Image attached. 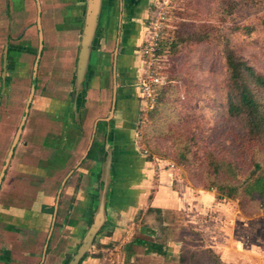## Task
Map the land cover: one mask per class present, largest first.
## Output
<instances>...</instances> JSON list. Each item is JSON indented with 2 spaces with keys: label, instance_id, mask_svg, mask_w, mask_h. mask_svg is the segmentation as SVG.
<instances>
[{
  "label": "rangeland",
  "instance_id": "rangeland-1",
  "mask_svg": "<svg viewBox=\"0 0 264 264\" xmlns=\"http://www.w3.org/2000/svg\"><path fill=\"white\" fill-rule=\"evenodd\" d=\"M40 2L44 49L35 95L19 144L24 134V141L31 142L34 129L39 133L45 119L63 120L61 105L53 106L52 111H57L59 116L49 114L46 107L50 99L52 102L68 100L71 109L77 104L79 115L70 118L72 124L78 120L79 125L74 128L77 132L82 130L81 117L90 123L95 119H108L113 102L112 72H108V77L97 72L93 87L85 81L82 90L77 91L76 69L82 33L77 37L74 27L79 26L64 22L72 14L64 5L58 6L59 0H49L50 6L48 0ZM37 16L36 0H0V173L31 94L39 52ZM145 24V41L153 37L154 45L148 55L144 54L146 44L136 49L139 62L130 79L131 86L137 88L139 103L133 125L139 153L153 165L157 164L158 169H174L176 190L179 185L190 188L191 198L197 196L198 191L211 192L216 198L222 195L224 198L218 201L227 208L224 216L229 215L228 228L235 247L239 246L237 240L242 239L247 251L258 244L264 245V202L243 193L244 181L253 170L256 174L264 173V140H251L245 122L229 117L223 109L229 91L226 56L230 51L264 75V0H156ZM201 28H210L209 39L201 43L188 40ZM73 40L78 44L67 45ZM6 49L8 59L4 68ZM11 62H16L15 68ZM157 78L160 83L155 81ZM3 87H7L5 94ZM52 128L50 134L53 136L71 129L70 126ZM53 141L57 144L58 140L53 138L52 143L47 144L52 146ZM52 158L53 162L58 159L51 157L49 160ZM257 165L260 170L256 169ZM62 167L61 173L53 175L52 189L46 193L51 203L57 193L62 192L59 187L67 178V173H62L65 166ZM215 169L219 172L215 173ZM33 182L37 183L36 177ZM33 186L36 190L40 188L39 184ZM217 186H239L240 190L229 196V189L219 192ZM180 195L185 201L183 210L164 214L139 210V218L124 226L125 236L131 231L130 241L145 239L140 229L157 224L167 232L164 236L183 239L185 257L181 264H223L220 255L207 248L211 245L209 240L202 237L213 231L211 221L219 215L215 206L196 203L197 206L189 203L183 193ZM106 197H111L110 189ZM14 198L19 199L15 194ZM105 207L110 208L111 217L119 213L113 212L107 203ZM63 221L62 218L61 247L65 248L59 253L67 250L68 243L73 241L65 233L69 230H66L67 221L64 227ZM103 235L95 238L92 247L101 245ZM127 243L121 239L115 247H111V242L104 245L105 249L99 251L101 264H112L113 258L122 255ZM77 249L73 246L71 259ZM91 254L92 249L86 255ZM231 258L234 263L239 257L232 255ZM248 259L254 264L255 258ZM120 260L129 263L127 258Z\"/></svg>",
  "mask_w": 264,
  "mask_h": 264
},
{
  "label": "crops",
  "instance_id": "crops-1",
  "mask_svg": "<svg viewBox=\"0 0 264 264\" xmlns=\"http://www.w3.org/2000/svg\"><path fill=\"white\" fill-rule=\"evenodd\" d=\"M59 1L58 6L64 5L72 14L64 22L79 26L74 27L78 37L83 30L87 0ZM155 1L102 0L87 82L92 86L96 82L97 72L105 76L113 67L114 73L121 79L120 85L115 87L114 95L116 90L118 95L117 103H114L116 109L108 119H95L93 123L81 117L82 130L77 132L78 120L70 123V118H76L71 102H52L50 99L51 103L46 107L49 114L59 116L57 111H52L53 106L61 105L63 120L55 117L45 119L39 133L34 129L31 142L24 141L23 135L0 188V264H69L73 246L80 247L99 211L105 179L111 194V197H106V203L113 212L119 213L111 217L108 213L110 208H106L105 224L96 236L104 233L101 245L93 246V254L86 255L81 264H101L99 251L104 250V245L110 242L111 247H115L121 239L129 243L124 245L126 249H123L121 256L113 258L112 264H124L120 260L123 258H127L128 264H181L185 257L183 239L164 236L167 232L156 224L152 228L140 229L145 239L130 241L133 233L128 231L125 236L124 226L139 218V210L146 212L149 209L163 214L183 210L185 201L180 199L182 193L189 203L215 206L214 210L219 215L211 221L214 223L213 231L202 237L209 240L211 245L207 248L220 255L223 264H251L249 257L255 258L254 264H264V245L258 244L247 251L243 239L237 240L238 247L231 243L229 215L224 216L227 208L214 194L198 191L192 199L190 188L179 185L176 190L174 169H158V165H153L136 147L133 125L139 103L136 100L137 88L131 86L130 79L139 62L136 49L142 46L146 38L145 23ZM47 5L50 6L49 0ZM74 44L78 43L74 40L67 43L71 46ZM15 63L11 62L14 68ZM3 89L2 93L5 94L7 87ZM91 95L89 91L88 96ZM70 113L72 117H69ZM53 126H70L71 129L65 134L53 136L50 134ZM36 136L38 140L35 141ZM53 138L58 140L57 144L53 141L54 145L50 146L47 143H52ZM51 157L58 159L53 162L54 158L49 160ZM62 166H65L62 173H67V178L59 187V190L63 189L62 192L59 191L54 203H51V197L46 193L52 189L53 175L61 173ZM107 167H110L109 180L105 174ZM35 177L37 183L33 182ZM34 184H39L40 188L36 190ZM14 194L19 199L16 200ZM62 218L63 227L67 221L66 230H69L65 233L73 241L68 243L67 250L59 253L65 248L61 247ZM164 226H168V223H164ZM221 240L223 242L220 243ZM191 248L194 249L193 246ZM232 255L239 257L234 263Z\"/></svg>",
  "mask_w": 264,
  "mask_h": 264
},
{
  "label": "trees",
  "instance_id": "trees-1",
  "mask_svg": "<svg viewBox=\"0 0 264 264\" xmlns=\"http://www.w3.org/2000/svg\"><path fill=\"white\" fill-rule=\"evenodd\" d=\"M210 28L199 29L192 33L188 40L197 43L206 41L210 38ZM226 64L229 91L223 109L229 117L240 118L245 122L247 136L251 140H264V75L257 72L246 60L236 57L232 51L226 56ZM256 169L260 170V165H257ZM217 172L219 169H215V173ZM243 185V193L246 196L251 199L258 197L264 202V173L256 174L253 170ZM224 188L230 190L229 196L240 190L239 186L216 187L219 192ZM223 198L220 195L217 200L221 201Z\"/></svg>",
  "mask_w": 264,
  "mask_h": 264
},
{
  "label": "water",
  "instance_id": "water-1",
  "mask_svg": "<svg viewBox=\"0 0 264 264\" xmlns=\"http://www.w3.org/2000/svg\"><path fill=\"white\" fill-rule=\"evenodd\" d=\"M38 4V29H39V52L37 56V60L34 67V73H33V83L31 88V94L27 103V107L25 109V115L22 119L21 125L15 135L14 141L12 143L11 149L8 153L7 159L5 161V164L3 166V169L0 173V188L3 182V179L5 177L6 171L9 167V164L11 162V159L14 155L15 149L21 139V136L24 131V127L26 124V120L28 117V114L30 112V106L32 103V98L35 95L36 86H37V71L40 63V59L43 54L44 49V34H43V28L41 23V6L39 3V0H36ZM101 7H102V0H87V8H86V15H85V21L81 36V43H80V51L78 55V61H77V69H76V89L78 92L82 90L83 84L86 80V76L89 70V64H90V57L92 52V46L93 41L97 32L98 24H99V16L101 13ZM7 49L5 51V63L4 68L6 67V61H7ZM4 91V89H3ZM75 111L76 118L78 117L79 113L77 111V104H74L73 107ZM114 112L113 111L110 115L112 116ZM107 169V168H106ZM109 170L110 167H108L106 173L108 175L109 180ZM106 176V175H105ZM107 190H108V181L105 180V186L102 191V201L100 202L99 211L95 216V220L93 224L91 225L89 231L87 232L86 236L83 239L82 244L78 248L75 255L70 260L69 264H80L81 260L85 257V255L91 250V247L93 245V242L98 235V233L101 231L102 227L105 224L106 220V196H107Z\"/></svg>",
  "mask_w": 264,
  "mask_h": 264
},
{
  "label": "flooded vegetation",
  "instance_id": "flooded-vegetation-1",
  "mask_svg": "<svg viewBox=\"0 0 264 264\" xmlns=\"http://www.w3.org/2000/svg\"><path fill=\"white\" fill-rule=\"evenodd\" d=\"M36 3H37V1H36ZM39 3H40V6H41V2H40V0H39ZM37 7H38V4H37ZM86 8H87V6H86ZM37 19H38V16H37ZM41 20H42V7H41ZM41 23H42V21H41ZM84 26V25H83ZM42 28H43V26H42ZM83 31V30H82ZM43 34H44V31H43ZM95 37H96V35H95ZM7 59H8V51H7ZM113 62V61H112ZM111 72H112V82H113V87H112V96H113V102H112V110H113V107H114V103L118 100V95H117V90H116V95H114V93H115V87L116 86H118V85H120V81H121V79L118 77V75L117 74H115L114 73V71H113V67H112V70H111ZM87 76H88V73H87ZM87 76H86V80L85 81H87ZM108 76V75H107ZM117 103V102H116ZM115 107H116V104H115ZM114 109H116V108H114ZM77 252V251H76ZM86 256V255H85ZM85 258V257H84ZM83 258V259H84ZM83 259L81 260V262L83 261ZM81 262H80V264H81Z\"/></svg>",
  "mask_w": 264,
  "mask_h": 264
},
{
  "label": "built area",
  "instance_id": "built-area-1",
  "mask_svg": "<svg viewBox=\"0 0 264 264\" xmlns=\"http://www.w3.org/2000/svg\"><path fill=\"white\" fill-rule=\"evenodd\" d=\"M146 38H145V40H146ZM145 40H144V43H143L144 45L146 44V46H145L146 48L144 50V54L148 55V54H150V52L152 50V47L154 45V38L152 37L150 40H147V41H145ZM136 53H138V52L136 51ZM155 81L160 83L161 80H160V78H157V79H155Z\"/></svg>",
  "mask_w": 264,
  "mask_h": 264
}]
</instances>
